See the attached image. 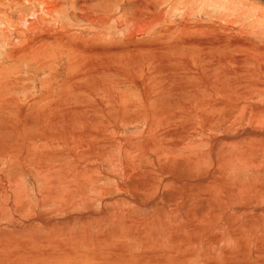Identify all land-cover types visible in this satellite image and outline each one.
<instances>
[{
    "label": "bare ground",
    "instance_id": "6f19581e",
    "mask_svg": "<svg viewBox=\"0 0 264 264\" xmlns=\"http://www.w3.org/2000/svg\"><path fill=\"white\" fill-rule=\"evenodd\" d=\"M51 1L42 13L30 11L36 16L18 31L20 46L11 54L53 70L61 57L58 50L64 53L69 73L59 93L53 95L48 86L42 108L32 105L33 122L25 128L30 118L15 113L4 92L8 80L0 85V160L11 161L0 171V264H264V3L245 0L242 9L251 19L245 27L262 25L261 31L247 33L263 37V43L220 36L213 24V31L204 33L214 38L192 40L184 48L164 45L160 37L138 38L161 20L155 6L162 0H131L133 14L117 21L125 37L111 42L79 40L62 31L53 35L56 27L48 22L62 10L59 0ZM210 1L215 7L220 2ZM99 6L109 7L105 0ZM77 9L76 16L96 30L103 19L89 5ZM137 77L146 93L139 100L122 89ZM61 96L70 106L59 104ZM68 117L85 125L71 126ZM138 121L145 127L137 136L116 138L118 152L105 156L103 164L93 163L112 143L106 129ZM27 134L43 136L46 146L65 138L74 153L54 152L50 146L52 154L47 148L42 152L43 146L32 144ZM7 135L35 150L29 171L45 172L47 179L35 180L44 183L39 188H44L43 200L50 197L55 203H43L38 188L26 194L33 203L23 199L28 190L21 191V184L31 183L30 176H12L17 177L16 163L23 169L31 156L23 149L10 152L9 145L17 142ZM67 153L71 160H65ZM23 208L31 210L26 218ZM38 217L48 224H39Z\"/></svg>",
    "mask_w": 264,
    "mask_h": 264
},
{
    "label": "rangeland",
    "instance_id": "374dc122",
    "mask_svg": "<svg viewBox=\"0 0 264 264\" xmlns=\"http://www.w3.org/2000/svg\"><path fill=\"white\" fill-rule=\"evenodd\" d=\"M8 1L7 0H0V8L3 9L2 11H4V13H5V15H2L0 13V69L2 68V70H3V72L0 70V85H1L2 81L4 82V80H6V81L8 80L7 88L4 89V92H5L7 97L12 98V100L14 102L13 106L16 108L15 111H17L15 113H18V116H19L18 118L27 119V118H30L31 110L33 107L34 108L37 107L38 109L42 108L43 105L42 104L39 105V104L44 102L43 98H44V94L48 90V86H50L51 88L53 86V88L55 90V91L53 90V92H52L53 95L59 93L58 91H60V90H58V89L61 87V83L67 79L69 72L67 70L66 56L60 50H58V52H59L58 54L61 57H57L59 59L56 58V60H55L56 63L54 62L52 64L55 67L53 70L49 67L45 68L43 66H38L35 64V61H33V62L28 61L27 62L28 58H26L24 56H21V57L14 56L13 57V54H11V51L13 49L17 50L20 46V45L18 46V44H20V38L18 37V36H20V33L18 31H20L21 29L24 31L25 28L23 26H27V21L34 19V17L36 16L37 13L38 14L42 13L43 10H41V7H43L45 5H49L52 1L51 0H42V1L41 0L40 1L39 0H31V1L30 0L29 1L28 0H16V3H15V0H12V1L8 0ZM71 1H73V5L70 4ZM85 1L87 3H83ZM101 1L102 0H59L60 4L58 3V5L61 6L62 11L58 15L57 20L51 19V24H50V21L48 22L50 27H52V26L56 27V28H54L55 32H53L52 34L53 35L54 34L59 35L60 33L63 32L62 35H73L74 37L78 38L79 40H86V41L93 40V38H95L96 41H99V42H102V41H105V42L121 41L125 37L126 30L123 29V25L119 28L117 26V21H119V19L120 20L123 19L122 15L124 13H126V15H129L130 8L135 9L136 6L131 2V0H105V2L108 4L109 7L107 9H104L103 7L99 6V3ZM128 1H130V3ZM153 1L158 2L159 0H153ZM198 1H200V2H198ZM224 1L223 0H220V2L215 1V3H216L215 4L216 7H215L213 4H211L210 0H194V1L193 0H182V1L181 0H162L161 4H160L161 6L160 5H158V7L155 6V10H156L155 12L156 13L160 12L162 14L161 20L157 23H151L150 24L151 26L148 25V27H145L144 34H142V35L139 34L138 38L140 41L146 42L149 40H155L158 37H160L161 39H163L164 42L162 44H164V45H167V44H170L173 42L174 44L176 43L177 45L184 46V48H186V46L190 42H192V40L197 41V39H198V41H200V40L205 41V40H209V38H214L215 37L214 34H213V37H211L208 34L206 35L204 32H206V30L207 31H213L212 25L215 24L217 27L216 28L214 25L215 33L219 34L220 36H223V37L230 36L232 38H236V37L237 38H247V40H249V41L252 40V42L255 45L263 43L264 42V41L262 42L263 37H260L257 34H253L252 36H250L247 33L248 30H250V31H261L263 28H260L262 26L260 24H257V26L253 27L254 30L252 29V27H251V29L248 27H245V26H247V24L249 22H251L250 15L245 14L242 11L243 3L245 2V0H232V3L230 5L225 4ZM230 1L231 0H227V2H230ZM253 1H256L259 3H264V0H253ZM13 2H14V5H13ZM180 2L183 4H181ZM204 2L205 3L209 2V3L205 5ZM8 3L10 4L9 6H8ZM17 3L20 6H18ZM198 3H199V5H198ZM175 4H176V7H179V8H176ZM15 5H17V6H15ZM79 5H84V6L89 5L90 10L96 16H99L103 19L101 22L96 24L97 25L96 30L93 29L92 27H90L88 24H86L84 21L80 20V18H78L76 16L77 13H79V10L77 9ZM202 5H203V7H201ZM13 6H14V9H13ZM60 6L57 8L60 9ZM172 6H173V8H172ZM174 7L176 9H174ZM194 8H196V9H194ZM117 9H118V11H116ZM167 9L170 11H168ZM32 10H35L36 14H29L30 11H32ZM140 11H142V10L140 9L139 12ZM130 13L133 14L132 10L130 11ZM170 13H172V14H170ZM98 14H100V15H98ZM6 15H7V17H6ZM45 17H48V16H45ZM262 19L264 20V18H262ZM7 21H11V22H7ZM21 21H22V23H21ZM52 21H54V22L52 23ZM112 21H114V22H112ZM165 21H166V23H164ZM23 23H25V24H23ZM232 23H234V24H232ZM261 23H263V21H261ZM19 24H21V25H19ZM175 25H176V28H175ZM58 26L60 29L58 28ZM180 30H181L182 34H181V32H179ZM60 31H62V32H60ZM199 33H201V34H199ZM184 34H185V36H184ZM28 35L32 37L31 33H29V32H28ZM26 42H28L27 39H26ZM127 50L128 49L125 50V53ZM241 57H242V54H241ZM187 58L189 59L188 56H185L184 59L186 60ZM177 59H179V57H177ZM241 64H242V62H241ZM254 77H255V74L252 75L251 78L254 79ZM135 79H134V82L128 86V88H122V89H126V94H128V95L133 94L132 97L136 96V100H139V96H140V98L143 99V97L145 98V96H146V93H145L144 88H143L144 86L141 84L142 81H139V78L137 81H135ZM249 79L250 78H247L246 80H249ZM246 80H243V81L245 82ZM135 85H137V88L133 89V87ZM139 90H140V92H139ZM142 93H144V94H142ZM40 99H41V101H40ZM44 99H46V98H44ZM0 100H2V97H0ZM36 100H38V102H39L38 104H37ZM60 100L63 102L61 103ZM49 101H51V97H50ZM54 101H52V102H54ZM131 101L133 102V98H130L129 102H131ZM69 102L70 101L68 100V98H65V96H61V98L59 99V104L61 106H67L66 104H68V106H70L71 103H69ZM73 103L74 102H72V104ZM32 105H33V107H32ZM15 108H13V109H15ZM29 108H31V109H29ZM13 109L11 111L12 113H14ZM28 109H29V111H28ZM24 116H26V117H24ZM76 118H77V116H76ZM249 118L252 120V116H249ZM5 119H9V116ZM254 119H255V117H254ZM76 120L73 117L72 118L68 117L67 122L68 123L70 122L69 124L71 126L76 125L75 126L76 128H77V126L82 127L85 125V124H81V123H80L81 124L80 125ZM24 122L26 123L25 128H31V126L29 125L30 123L33 122L31 120V118H30V120L28 119L27 122L26 121H24ZM39 123H41L39 125L41 127H43L44 124L41 122V120L39 121ZM248 123H249L248 121L244 122L245 125H247ZM16 127L17 128L15 130H17V132H18V130L21 129L22 125H20V128L18 126H16ZM117 127H119V128L116 129L115 125H113L108 130L107 129L105 130V132H107V134L110 136L109 141L112 140V143H107L104 146L105 147L103 150L104 153H102L101 155L98 154L99 157L93 161L94 164H103L106 160V157L112 155L111 153H113V152H116V151L118 152V146L115 144L116 138L120 139L119 137H126V136L135 137L139 134V132L141 130L144 129L145 126L143 125L142 122L138 121V122H133V124H128V125H118L117 124ZM153 130L157 131L156 128H154ZM153 130H151V133ZM51 131H53V130H51ZM31 133L32 134H36V133L45 134L47 132L42 131V130L34 132L31 130ZM25 136H27V140L31 141L32 144L40 145L39 147H41V145H42L43 147L39 148V150H41V149L44 150V151L41 150L42 152H47L44 148H47L48 151H51L50 149H53L54 152L59 151V149L62 150V148H63V149H66L65 152L70 150V152L74 153V151H71V146L70 145L67 146L65 138L64 139L58 138V139L54 140L53 142L48 143L49 146L51 147L49 149L48 148L49 146L42 144V142L44 143V139H45V138H43V136L38 137V138L32 137L28 134ZM8 137L10 138V140L12 142H17L16 145H13V146L9 145V151L10 152H12L16 149H23V150H26L27 153L31 156L30 160H28V158H27L26 163L23 164L22 168L24 170L20 168L19 163H16L17 177L12 176V178L14 180H18L19 178H28L26 176H30L29 178L31 180L29 182H31L33 184L28 183V182H27L28 184H25L24 186L21 184V186L23 188V189H21V191L24 192L25 190H28V191H25L24 193H22V195H26V194L30 195V194H32L34 189L38 190L39 188L43 187L44 183H40V184L38 183V181L42 182V179H40V177H45L47 179V176H45V172L42 174H35L33 172L31 174L29 169L32 170L33 169L32 165L34 163H36L35 158H34V155H35L34 151L35 150H33L31 148H28V149L25 148L26 141L18 139L15 135H9ZM48 137L51 138V135H49ZM192 138H194L193 139L194 141L196 140V137H192ZM22 143H24V146H22L23 145ZM101 143L99 144V146H101ZM53 151H51L50 153L52 154ZM106 153L109 155H106ZM4 155L7 156L8 154H4ZM4 158L5 157L1 158V160H0V171L3 169H8L11 165V161H8L6 158L5 159ZM5 160L8 161V163ZM65 160H71V155L67 153L65 155ZM1 162L4 164H1ZM103 169L104 170L107 169V171H113L109 167H104ZM108 169H110V170H108ZM9 173H10V171L5 172V174H7V175ZM28 173H30V174H28ZM67 173L68 172H66V174ZM69 174L70 173H68L67 175H69ZM35 177L39 178V180L36 181ZM100 181H102V180H100ZM48 183H49V185L52 184L50 181ZM29 185L32 187H30ZM37 185H38V187H35ZM21 186H20V188H21ZM36 188H38V189H36ZM12 190H16V189L14 188ZM29 190H31V191H29ZM43 194H45L44 188L39 189V199L43 203L51 204V203L56 202V201H54L53 198H50V197H45V200H43V198H42ZM28 195H26V197H23V199L26 200V198L27 199L29 198L27 201L29 203H33V200L30 199L31 197H29ZM22 210H23L22 213L24 214V215H22V217H24V218L28 217V215H26L25 213L29 214L31 211L30 208H23ZM53 212H54V210L50 209L49 213H53ZM75 212H77V210H75ZM41 219H42L41 217L37 218V222L39 224H43V223L48 224L46 220H42L43 223L39 222ZM27 220H29V219H27ZM192 261H194V260H191L189 262V264H191Z\"/></svg>",
    "mask_w": 264,
    "mask_h": 264
}]
</instances>
